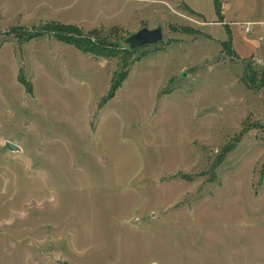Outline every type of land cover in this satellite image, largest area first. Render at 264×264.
Masks as SVG:
<instances>
[{
	"label": "rangeland",
	"instance_id": "374dc122",
	"mask_svg": "<svg viewBox=\"0 0 264 264\" xmlns=\"http://www.w3.org/2000/svg\"><path fill=\"white\" fill-rule=\"evenodd\" d=\"M218 3L0 0V264H264V0Z\"/></svg>",
	"mask_w": 264,
	"mask_h": 264
},
{
	"label": "trees",
	"instance_id": "16d2710c",
	"mask_svg": "<svg viewBox=\"0 0 264 264\" xmlns=\"http://www.w3.org/2000/svg\"><path fill=\"white\" fill-rule=\"evenodd\" d=\"M216 11H220L218 0H214ZM47 32L53 33L56 38L74 44L84 52H89L95 55L101 56H117L118 42L111 41L107 36L102 35L98 29H92L88 32H84L82 27L74 23H65L60 21L51 20L46 22V26L42 30H38L30 33L29 38L45 34ZM126 68L121 70L118 77L115 78L111 84L108 94L105 96V100L111 98L116 90L121 86L123 80L128 74V63L126 62ZM261 83L264 85V70L261 75ZM23 81L28 85L29 90H32L31 84L23 78ZM231 145H226L222 149L221 159L230 150ZM218 162V161H217ZM216 164V163H215Z\"/></svg>",
	"mask_w": 264,
	"mask_h": 264
},
{
	"label": "water",
	"instance_id": "95a60500",
	"mask_svg": "<svg viewBox=\"0 0 264 264\" xmlns=\"http://www.w3.org/2000/svg\"><path fill=\"white\" fill-rule=\"evenodd\" d=\"M164 39V30L161 24L155 27L142 26L138 30L129 34L125 41L129 43L131 48L157 43ZM7 145L12 149H19L20 146L12 141L7 140Z\"/></svg>",
	"mask_w": 264,
	"mask_h": 264
}]
</instances>
